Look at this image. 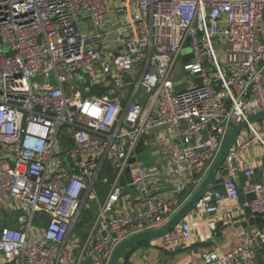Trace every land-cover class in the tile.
I'll return each mask as SVG.
<instances>
[{
	"label": "built area",
	"instance_id": "2783aa9c",
	"mask_svg": "<svg viewBox=\"0 0 264 264\" xmlns=\"http://www.w3.org/2000/svg\"><path fill=\"white\" fill-rule=\"evenodd\" d=\"M221 43L230 46L224 62ZM260 112L264 0H0V264H82L87 254L110 264L122 241L179 208L161 169L139 160L140 141L176 156L170 177L179 163L206 167L205 176L231 128L246 121L197 205L215 214L238 199L239 172L255 175L238 160L264 147V119L249 121ZM156 130L170 132L162 140L150 136ZM128 167L134 197L118 185ZM250 191L255 199L244 205L264 213V177ZM130 198L136 208L126 207ZM92 201L98 209L83 238L76 227ZM192 239L182 221L161 244L176 250ZM263 245L257 229L203 259L256 264Z\"/></svg>",
	"mask_w": 264,
	"mask_h": 264
},
{
	"label": "crops",
	"instance_id": "0c3cea01",
	"mask_svg": "<svg viewBox=\"0 0 264 264\" xmlns=\"http://www.w3.org/2000/svg\"><path fill=\"white\" fill-rule=\"evenodd\" d=\"M114 5H116L115 1L112 3V6ZM168 132L170 131L156 130L150 136L159 137L162 135V140H164V135ZM245 135L246 133H243L241 137ZM148 139L149 136L146 138V142H148ZM146 146L150 147L154 156H156L155 163L150 166H157L161 169L163 175H161L160 180L167 185L165 192H171L175 197L174 199L179 201L180 208L199 187L201 182H198L204 176L206 167L196 166L193 171H190L183 163H179L175 166L176 174L170 177L168 168L173 164L172 161L176 156L170 151L165 154H156L154 147L148 143ZM238 163L241 167L252 165L255 168V175L248 178L243 172H239L237 177L238 199L222 202L215 214L207 215L201 207L197 206L185 217L183 221L188 222L193 229V239L190 245L172 250L164 247L160 238L128 249L123 255L122 262L125 261L126 264H206L203 253H226L243 244L248 236L258 229L254 220L251 224L244 225L250 218L248 214H245L246 205L244 204L247 202V194L251 192L250 186L264 177V147L260 144L250 147L241 155ZM179 187H183L181 193L178 191ZM187 189L190 192L182 198V194ZM216 189L222 190V185H216ZM128 195L134 197V195ZM104 198L105 192H102V194L100 192V200L102 201ZM96 205L95 214L98 203ZM126 207L136 208L137 203L130 198L126 202ZM77 227L76 233L83 238L92 231V227H82L79 231H77ZM254 256L256 264H264V245L256 250ZM125 257L126 260H124ZM92 261V256L87 254L82 264H93Z\"/></svg>",
	"mask_w": 264,
	"mask_h": 264
},
{
	"label": "water",
	"instance_id": "95a60500",
	"mask_svg": "<svg viewBox=\"0 0 264 264\" xmlns=\"http://www.w3.org/2000/svg\"><path fill=\"white\" fill-rule=\"evenodd\" d=\"M193 56V54L186 55L184 59H189ZM264 119V112L257 113L251 117H249L250 122H259ZM247 126V122L244 121L237 126L231 128L229 135L227 136L216 160L211 165L206 175L204 176L202 182L199 187L193 192V194L189 197V199L172 215L167 223L157 229H148L142 231L140 233L134 234L128 239L122 241L115 249L110 264H121L124 253L138 244L146 241L157 240L165 236L168 232L175 229L184 219L190 214L198 205L199 201L204 197L206 192L209 190L212 182L215 179L216 172L222 167L227 154L233 144L235 143L237 137L240 132ZM144 139L140 141L137 146V153L143 150ZM136 158H132L131 162H135ZM114 173L110 174L111 181L114 180ZM127 183H133L132 171L131 168L128 167L125 171L123 177H121L118 185L126 186ZM131 188H134V185H131ZM253 199H255V195L253 192H249L247 194V202L250 203ZM245 214L250 216L249 220L244 223L245 226L251 224L254 220V223L257 224L259 230L264 229V213L253 212L249 205L245 206ZM105 234V233H104Z\"/></svg>",
	"mask_w": 264,
	"mask_h": 264
},
{
	"label": "rangeland",
	"instance_id": "374dc122",
	"mask_svg": "<svg viewBox=\"0 0 264 264\" xmlns=\"http://www.w3.org/2000/svg\"><path fill=\"white\" fill-rule=\"evenodd\" d=\"M87 23L89 25H91L93 28H95L94 25L92 24V22L88 21ZM97 29L100 30V31H102V26H98ZM229 47L230 46L228 44H222V43L215 46V48L219 51L220 60L221 61L223 60V62L225 61V54H226V51L229 49ZM190 51L191 50L189 48H186L183 51V54L189 53ZM179 64L181 66H183L184 61H183L182 58H180ZM61 143L63 144V141L62 140H61ZM138 158L145 165L150 166V165H153V163H155L156 156H154V154L152 152V149L150 147L146 146L145 149L141 153H139ZM122 191H123V193L131 194V195H134V196L137 195V190L136 189H130L127 185L122 187ZM96 203H97L96 201H92V202L89 203V206L84 209V213L83 214H85V215L86 214L88 215L87 212L89 210L91 212H93L92 213L93 216H91V215L88 216V220L89 221H88V223H85L84 224L85 226L83 225L84 227H92V225L94 223V220H95V217H94L95 216V213L94 212H95V209L97 208ZM15 217H16V215H14L13 221H11L9 223L11 226H15L16 225ZM78 225H79V223H78ZM77 253H78V251H77Z\"/></svg>",
	"mask_w": 264,
	"mask_h": 264
},
{
	"label": "trees",
	"instance_id": "16d2710c",
	"mask_svg": "<svg viewBox=\"0 0 264 264\" xmlns=\"http://www.w3.org/2000/svg\"><path fill=\"white\" fill-rule=\"evenodd\" d=\"M99 188H100V192H101V194H102V192H105V190H106V187L104 186V185H99ZM190 192V190H185V192L182 194V198L187 194V193H189ZM83 213H84V211H83ZM88 215L86 214H83V216H82V219L79 221V225H78V227H77V231H79L80 230V228H82V227H84L85 225V223H88V216H93V214H92V212L89 210L88 212ZM84 225V226H83ZM146 242H148V241H146ZM146 242H142V243H140V244H138L137 246H139V245H142V244H144V243H146ZM137 246H135V247H137ZM135 247H133V248H135ZM124 260H126V257H125V259ZM125 262V261H124ZM124 262H121V264H126V263H124Z\"/></svg>",
	"mask_w": 264,
	"mask_h": 264
}]
</instances>
